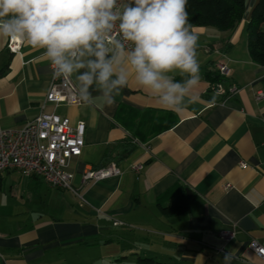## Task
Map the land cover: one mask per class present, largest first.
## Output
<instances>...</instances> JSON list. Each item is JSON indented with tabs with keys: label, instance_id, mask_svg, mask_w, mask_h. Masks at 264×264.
Returning a JSON list of instances; mask_svg holds the SVG:
<instances>
[{
	"label": "crops",
	"instance_id": "crops-1",
	"mask_svg": "<svg viewBox=\"0 0 264 264\" xmlns=\"http://www.w3.org/2000/svg\"><path fill=\"white\" fill-rule=\"evenodd\" d=\"M256 1H246V17L232 33L192 28L200 69L224 65L222 84L237 88L227 98L200 74L188 94L196 101L165 110L130 76L112 106L95 84L87 103L46 105L84 124V147L70 163L77 195L38 176L0 173V264H225L226 254L230 264H264L248 247H264V96L257 99L264 67L246 46ZM8 40L0 38V128L19 130L39 114L52 71L43 50L22 42L12 54ZM227 40L231 47L222 51ZM71 80L78 89L76 74ZM131 140L130 154L111 162L117 176L82 185L84 170L110 164L106 154L115 158L116 146ZM230 229L234 238L223 242L218 233Z\"/></svg>",
	"mask_w": 264,
	"mask_h": 264
},
{
	"label": "clouds",
	"instance_id": "clouds-1",
	"mask_svg": "<svg viewBox=\"0 0 264 264\" xmlns=\"http://www.w3.org/2000/svg\"><path fill=\"white\" fill-rule=\"evenodd\" d=\"M187 2L131 0L119 10L117 0H0V38L43 50L54 79L76 74L82 102L93 99L95 84L105 104L114 105L131 76L163 109L180 112L196 101L188 94L200 80ZM174 71L187 79L170 78Z\"/></svg>",
	"mask_w": 264,
	"mask_h": 264
},
{
	"label": "built area",
	"instance_id": "built-area-1",
	"mask_svg": "<svg viewBox=\"0 0 264 264\" xmlns=\"http://www.w3.org/2000/svg\"><path fill=\"white\" fill-rule=\"evenodd\" d=\"M126 0H117V9L121 10ZM113 38H119L117 27L112 31ZM130 50L131 44L125 42ZM22 41L8 40L7 49L12 54H20ZM220 75L227 76L224 65L217 67ZM52 71V70H51ZM209 90L227 98L236 93L235 86L225 87L222 83L210 84ZM78 89L71 78H53L45 95L44 102L40 105L39 114L19 130L0 128V173L16 171L22 176H38L50 187L69 190L77 195V190L72 186L73 173L70 163L81 155L84 147V124L77 122L72 125L69 118L61 117L55 112H47V104L54 108L60 106H77L82 102L77 96ZM264 96L259 93L257 99ZM240 168L248 166L240 163ZM138 170L137 167H135ZM119 174L114 163L107 164L97 169H87L81 174L82 185L88 182H98ZM114 222L113 225H118ZM235 236V230H222L218 237L223 242H229ZM249 249L264 261V247L255 241L248 245ZM220 254H225L223 248L215 249Z\"/></svg>",
	"mask_w": 264,
	"mask_h": 264
},
{
	"label": "trees",
	"instance_id": "trees-1",
	"mask_svg": "<svg viewBox=\"0 0 264 264\" xmlns=\"http://www.w3.org/2000/svg\"><path fill=\"white\" fill-rule=\"evenodd\" d=\"M247 0H188L186 10L192 28L209 27L218 32L232 33L246 17ZM246 46L250 60L264 67V0H257L252 7L246 27ZM231 47L230 41L224 42L222 51ZM200 74L210 83H222L224 78L216 71L200 69ZM135 142H123L116 146V157L108 152V163L126 158ZM150 261V260H142Z\"/></svg>",
	"mask_w": 264,
	"mask_h": 264
},
{
	"label": "rangeland",
	"instance_id": "rangeland-1",
	"mask_svg": "<svg viewBox=\"0 0 264 264\" xmlns=\"http://www.w3.org/2000/svg\"><path fill=\"white\" fill-rule=\"evenodd\" d=\"M1 201H4V198H2V197L0 196V202H1ZM11 209H12V207L9 205V206H8V210L10 211Z\"/></svg>",
	"mask_w": 264,
	"mask_h": 264
}]
</instances>
